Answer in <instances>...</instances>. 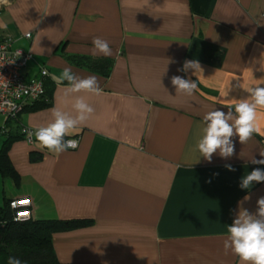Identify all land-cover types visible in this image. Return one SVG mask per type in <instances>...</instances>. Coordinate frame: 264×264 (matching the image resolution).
<instances>
[{"label":"crops","instance_id":"obj_1","mask_svg":"<svg viewBox=\"0 0 264 264\" xmlns=\"http://www.w3.org/2000/svg\"><path fill=\"white\" fill-rule=\"evenodd\" d=\"M94 37L108 41L110 56L94 54ZM4 39L32 55L25 82L44 69L51 92L45 107L0 117L9 133H0V158L15 175L0 172V208L28 198L33 220L77 221L52 236L61 264H239L223 242L240 203L255 213L264 197V182L239 186L264 169L251 163L264 159V108L259 132L246 144L232 138V157L195 163L189 150L206 112H227L264 86V0H12L0 8ZM80 59L110 61L109 75ZM186 60L202 70L178 71ZM65 68L96 76L102 93L88 97L86 126L65 137L78 146L55 154L19 128L36 130L63 106ZM174 75L197 81L193 96L176 95Z\"/></svg>","mask_w":264,"mask_h":264},{"label":"clouds","instance_id":"obj_2","mask_svg":"<svg viewBox=\"0 0 264 264\" xmlns=\"http://www.w3.org/2000/svg\"><path fill=\"white\" fill-rule=\"evenodd\" d=\"M92 44L94 54L100 53L104 56L112 54V49L105 39L94 37ZM189 69L194 70V73L202 70L198 60H186L178 71L186 73ZM59 80L61 83L67 82L63 106L53 107L50 121L34 132L39 146L55 154L78 146L77 140L65 137L74 135L78 129L86 126L95 111L88 97L99 96L102 93L96 76L81 77L71 68H65ZM171 84L176 90V95L191 97L198 89L196 80L178 75L171 77ZM248 92V99L236 102L227 112L215 108L204 114L202 124L197 126L195 144L189 150L190 158L199 153L195 163L199 162L201 157L211 162L214 153L225 159L230 158L235 150L232 139L234 136L239 138L241 144H246L254 133L259 132L257 109L264 108V86L250 88ZM259 155L264 157V151ZM251 163L264 165V159L253 158ZM225 167L229 171H235L231 165ZM254 182H264V169L254 168L241 178L239 186L241 189H249ZM244 199L247 200L249 197L246 196ZM223 248L226 253L231 252L238 257L239 264H264V197L257 200L255 213H250L242 207V202L240 203L236 218L227 228ZM7 264L22 262L19 258L10 256Z\"/></svg>","mask_w":264,"mask_h":264},{"label":"trees","instance_id":"obj_3","mask_svg":"<svg viewBox=\"0 0 264 264\" xmlns=\"http://www.w3.org/2000/svg\"><path fill=\"white\" fill-rule=\"evenodd\" d=\"M73 62L86 66L104 77L110 73L111 62L108 60L80 59L73 60ZM44 88L46 97L51 92V87L45 82ZM45 100L35 103L32 108H42L49 105ZM8 134L7 132L5 135L8 136ZM19 137L22 138L20 134ZM0 159V172L3 174L11 173L12 176H15L10 168L7 154L2 153ZM76 222L33 219L26 222H14L13 211L7 203L0 208V264H7L10 256L19 258L22 264H61L53 250L52 236L60 231L73 228Z\"/></svg>","mask_w":264,"mask_h":264},{"label":"built area","instance_id":"obj_4","mask_svg":"<svg viewBox=\"0 0 264 264\" xmlns=\"http://www.w3.org/2000/svg\"><path fill=\"white\" fill-rule=\"evenodd\" d=\"M12 0H0V8ZM30 38V35H26ZM32 59L30 53H24L12 47L9 39L0 41V117L16 119L27 105L44 100V80L48 76L43 69L38 77L26 83L23 71ZM2 129L0 133L4 134ZM35 129L20 127L19 134L25 142L32 144L35 140ZM31 134V135H30ZM71 150L75 148H69ZM31 201L28 198L13 199L9 208L13 211L14 222H26L32 219Z\"/></svg>","mask_w":264,"mask_h":264},{"label":"rangeland","instance_id":"obj_5","mask_svg":"<svg viewBox=\"0 0 264 264\" xmlns=\"http://www.w3.org/2000/svg\"><path fill=\"white\" fill-rule=\"evenodd\" d=\"M2 121V119H0V122Z\"/></svg>","mask_w":264,"mask_h":264}]
</instances>
